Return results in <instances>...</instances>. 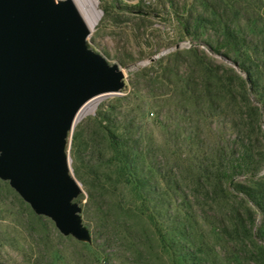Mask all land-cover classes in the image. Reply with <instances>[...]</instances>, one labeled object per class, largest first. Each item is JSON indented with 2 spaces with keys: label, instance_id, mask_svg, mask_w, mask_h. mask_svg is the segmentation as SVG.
Listing matches in <instances>:
<instances>
[{
  "label": "rangeland",
  "instance_id": "obj_1",
  "mask_svg": "<svg viewBox=\"0 0 264 264\" xmlns=\"http://www.w3.org/2000/svg\"><path fill=\"white\" fill-rule=\"evenodd\" d=\"M92 1L100 19L87 44L125 72L126 86L118 95L88 102L85 106H94L93 111L76 122L68 138L70 173L82 189L74 203L90 239L63 236L51 219L36 215L9 182L0 179V264H183L163 249L134 194L115 185L116 154L97 118L109 106L115 108L112 125L121 134L127 132L140 148L128 151L133 154L130 157L158 168L162 177L155 169L157 178L179 183L182 193L175 192L177 203L170 213L162 212L168 232L178 241L175 251L180 253L183 245L203 264H264L251 254L250 231L256 232L261 218L257 215L253 226L249 218L255 208L233 187L230 193L224 192L218 174L225 164L215 155L216 151H239L241 138L248 136L255 173L235 175L233 184H250L264 177V126L257 124L254 115L257 104L245 95V75L210 48L214 33L200 19L207 16L202 0ZM221 1L223 7L234 6L232 19L250 35L249 20L262 19L264 26V0ZM134 6L143 12L128 9ZM191 48L222 76L223 91L216 95L213 111L175 95V75L158 78L159 70L175 64L182 66V72L187 69L203 76ZM176 52L182 54L178 60ZM196 144L204 150L195 161ZM202 164L207 174L197 169ZM180 205L184 207L177 211Z\"/></svg>",
  "mask_w": 264,
  "mask_h": 264
},
{
  "label": "water",
  "instance_id": "obj_2",
  "mask_svg": "<svg viewBox=\"0 0 264 264\" xmlns=\"http://www.w3.org/2000/svg\"><path fill=\"white\" fill-rule=\"evenodd\" d=\"M73 0H0V179L65 237L88 241L67 144L81 109L126 74L87 44Z\"/></svg>",
  "mask_w": 264,
  "mask_h": 264
},
{
  "label": "trees",
  "instance_id": "obj_3",
  "mask_svg": "<svg viewBox=\"0 0 264 264\" xmlns=\"http://www.w3.org/2000/svg\"><path fill=\"white\" fill-rule=\"evenodd\" d=\"M205 6L207 16H200L202 22L209 27L208 30L214 34L211 38L214 39L213 44H209L210 48L219 56L230 61L239 71L245 75V80H242V85L245 95L254 106L253 111L257 120V124L262 123L264 126V26H262V19L249 20L253 27L252 35L241 28V24L237 20L232 19L234 14V6L228 3L223 7L221 0H202ZM130 10L143 12L140 6L128 8ZM190 27H186V32L190 34ZM190 54H194L200 66L204 69V75L197 77L195 72L184 70L182 66L175 64V67H164L158 71V78L166 79L167 76L175 75V84H173V91L175 95L185 97L191 104L199 106L201 103L207 105L211 111L215 109L214 105L216 99L223 89V79L220 71L217 70L212 63H208L206 58L198 54L197 50L191 48ZM180 52L175 53V58L181 57ZM253 98V99H252ZM114 107L109 106L99 112L97 118L99 119V126L109 142L110 148L116 154L117 173L114 182L116 186H123L130 193L135 196V202L139 204V210L149 219V221L156 228L163 249L167 251L174 259H179L183 264H203L200 258H196L191 250H187L185 246L181 245V252L175 251L176 239L171 236L168 226L162 220L164 214L172 211L175 201V192L182 193L179 183L174 181H166L164 178H157L155 169L160 173L158 168L149 166L143 163L138 157H130L128 151H139L137 142L129 139L126 133L121 134L116 127L112 125L114 117ZM262 125L258 126L262 129ZM78 134L76 135V138ZM241 137V136H240ZM240 139V138H239ZM241 148L235 152H221L216 151L215 155L219 157L225 166L218 174L219 182L226 187L224 191L226 194L230 193L232 187L235 192L242 195L248 204H251L255 211L250 212L249 223L255 226L256 216L261 218V226L256 232L250 231V236L254 240V247L251 254L264 263V177L258 180H253L250 184H233L235 175L248 176L253 175L254 169L253 153L247 143L248 136L241 138ZM239 140H237L238 145ZM197 157L204 150L201 144H196ZM195 153V152H194ZM157 163V160H155ZM140 162V163H139ZM154 164V163H153ZM158 165V164H157ZM199 171L207 174V169L202 164L197 167ZM259 172V169L255 170ZM256 175V174H255ZM161 176V173L160 175ZM162 177V176H161ZM254 177V176H253ZM233 185V186H232ZM177 211H181L184 205ZM184 213V212H183ZM34 219L38 216L32 214ZM178 220V218H174ZM252 226V227H253ZM182 235V233H180ZM169 236V240H167ZM178 242V241H177Z\"/></svg>",
  "mask_w": 264,
  "mask_h": 264
},
{
  "label": "bare ground",
  "instance_id": "obj_4",
  "mask_svg": "<svg viewBox=\"0 0 264 264\" xmlns=\"http://www.w3.org/2000/svg\"><path fill=\"white\" fill-rule=\"evenodd\" d=\"M77 9L79 10L81 16L83 17L85 23L92 30L99 22V14L93 6L92 0H73ZM94 109V106L87 107L84 106L77 116L76 122L83 120L88 114H90Z\"/></svg>",
  "mask_w": 264,
  "mask_h": 264
},
{
  "label": "built area",
  "instance_id": "obj_5",
  "mask_svg": "<svg viewBox=\"0 0 264 264\" xmlns=\"http://www.w3.org/2000/svg\"><path fill=\"white\" fill-rule=\"evenodd\" d=\"M150 3V2H149Z\"/></svg>",
  "mask_w": 264,
  "mask_h": 264
}]
</instances>
